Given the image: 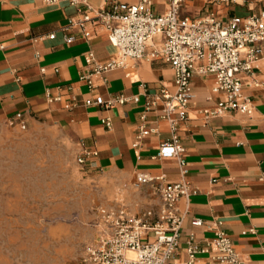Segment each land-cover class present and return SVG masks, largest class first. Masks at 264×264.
Masks as SVG:
<instances>
[{"label": "crops", "instance_id": "crops-1", "mask_svg": "<svg viewBox=\"0 0 264 264\" xmlns=\"http://www.w3.org/2000/svg\"><path fill=\"white\" fill-rule=\"evenodd\" d=\"M87 1L109 9L116 0ZM164 5L165 0L153 1L156 12L163 11ZM260 10H264V0H188L180 13L199 18L212 12L224 20ZM79 18L76 8L67 2L0 0V126L20 113L26 126L43 121L68 129L84 147L96 151L87 155L81 166L112 176L120 187L130 190V206H158L156 191L148 184L135 186L134 175L139 171L162 175L166 182L180 178L177 157H155L160 143L171 136L167 121L158 116L159 107L148 111L144 120L155 132L144 135L137 147L132 144L141 123L142 87L148 94L162 87L173 89L172 69L161 58H129L124 67L105 72L104 80L94 77L97 86L90 91L80 79L85 52L92 50L96 60L104 62L115 57L117 50L103 26L88 25L90 35L83 36L79 27L70 23ZM52 32L54 37H47ZM71 35L74 39L65 42ZM161 38L155 35L150 44ZM255 73L261 84L254 87L245 82L242 87L251 99V114L234 110L209 118L202 109L212 107L222 94L213 90L211 75L191 78L194 98L187 118L177 122L175 133L183 149L184 176L195 192L177 202L184 218L178 248L168 264L185 261L190 233L203 247L217 229L230 238L244 262L264 264V58ZM119 93H139L140 101L110 107L86 105L97 95L107 99ZM56 96L58 99H49ZM106 116L111 121L109 127L102 123ZM192 217L204 223L193 226ZM212 220L221 224L212 226ZM197 261L206 264L207 254L199 252Z\"/></svg>", "mask_w": 264, "mask_h": 264}, {"label": "built area", "instance_id": "built-area-1", "mask_svg": "<svg viewBox=\"0 0 264 264\" xmlns=\"http://www.w3.org/2000/svg\"><path fill=\"white\" fill-rule=\"evenodd\" d=\"M153 1L116 0L106 9L95 7L87 0H43L45 3L67 2L73 5L80 18L70 23L76 24L85 37L90 35L88 25L103 26L109 43L116 48L117 55L104 62L97 61L92 50L85 52V70L80 73V79L90 91L97 86L94 77L104 80L105 72L124 67L129 58H161L170 65L173 73V89L162 87L158 92L148 94L142 87L141 123L132 145L137 147L144 135L155 132L156 128L146 127L144 120L148 111L159 107L158 116L167 121L171 136L160 143L155 157H177L180 178L166 182L162 175L136 172L135 186L151 185L159 197V205L136 213L126 207L102 210L104 226L98 237L84 247L78 264H168L178 248L184 218V214L177 209V202L195 192L184 176V161L180 157L183 149L175 133L177 122L187 118L189 104L194 98L191 78L194 75H211L213 90L222 94L212 107L202 109L205 118L223 116L234 110L251 114L253 105L242 87L245 82L254 87L261 84L255 69L264 58V10L243 17L233 15L224 20L212 12L192 18L180 13L188 0H165L161 12L154 10ZM158 34L162 36L161 41L150 44ZM47 37L53 38L54 33ZM73 39L74 36H67L65 42ZM148 46L151 48L147 52ZM128 101L139 102L140 94L119 93L107 99L97 95L93 100H87L86 105L110 107ZM10 122H15L21 129L26 127L20 113H16ZM102 123L109 127L110 118H102ZM79 145L77 162L83 164L85 157L95 155L96 151L81 143ZM190 223L199 226L204 221L192 217ZM220 224V220L211 221L212 226ZM185 243L187 257L182 264H199V252L207 254L206 264H248L241 259L232 241L221 229H217L215 236L203 247L195 243L192 233Z\"/></svg>", "mask_w": 264, "mask_h": 264}, {"label": "rangeland", "instance_id": "rangeland-1", "mask_svg": "<svg viewBox=\"0 0 264 264\" xmlns=\"http://www.w3.org/2000/svg\"><path fill=\"white\" fill-rule=\"evenodd\" d=\"M68 129L40 121L0 126V264H78L100 234L102 210L126 207V191L77 162Z\"/></svg>", "mask_w": 264, "mask_h": 264}, {"label": "bare ground", "instance_id": "bare-ground-1", "mask_svg": "<svg viewBox=\"0 0 264 264\" xmlns=\"http://www.w3.org/2000/svg\"><path fill=\"white\" fill-rule=\"evenodd\" d=\"M156 41V40H155Z\"/></svg>", "mask_w": 264, "mask_h": 264}]
</instances>
